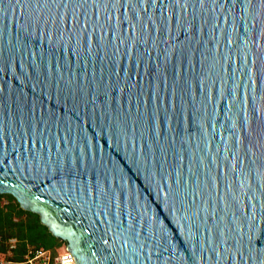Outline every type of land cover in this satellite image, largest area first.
<instances>
[{
    "label": "water",
    "instance_id": "water-1",
    "mask_svg": "<svg viewBox=\"0 0 264 264\" xmlns=\"http://www.w3.org/2000/svg\"><path fill=\"white\" fill-rule=\"evenodd\" d=\"M61 2L0 0V194L78 264H239L264 227V6Z\"/></svg>",
    "mask_w": 264,
    "mask_h": 264
},
{
    "label": "trees",
    "instance_id": "trees-1",
    "mask_svg": "<svg viewBox=\"0 0 264 264\" xmlns=\"http://www.w3.org/2000/svg\"><path fill=\"white\" fill-rule=\"evenodd\" d=\"M5 198L6 203L1 204ZM15 237L18 247L14 258H20L26 244L54 249V238L46 226L40 223L37 214L22 209L9 194H0V258L7 257V240Z\"/></svg>",
    "mask_w": 264,
    "mask_h": 264
},
{
    "label": "snow or ice",
    "instance_id": "snow-or-ice-1",
    "mask_svg": "<svg viewBox=\"0 0 264 264\" xmlns=\"http://www.w3.org/2000/svg\"><path fill=\"white\" fill-rule=\"evenodd\" d=\"M146 0H139V4H132L131 0H126V3H122L121 7H131L133 10H135L138 6L143 8L144 3ZM154 2V0H153ZM252 0H247V3H251ZM260 4L264 6V0H259ZM18 3V0H17ZM236 0H232V6L235 7ZM59 7H65L66 5L63 3V0ZM146 10V9H145ZM134 15L138 16V13L134 12ZM43 25V27L47 28L50 24L52 26L57 25V21L53 20L51 17H49L47 20H45L43 17H41L37 21V25ZM29 36H31V33H28ZM255 43V41H253ZM249 229V234L247 237V243H240V246L237 248L234 255L229 256V261L235 262L239 261V264H264V248H256L254 247V243H259V240L255 238L254 233L258 232L261 236H264V227H260V225L257 224L256 218L252 217L250 219V222L247 225Z\"/></svg>",
    "mask_w": 264,
    "mask_h": 264
},
{
    "label": "built area",
    "instance_id": "built-area-1",
    "mask_svg": "<svg viewBox=\"0 0 264 264\" xmlns=\"http://www.w3.org/2000/svg\"><path fill=\"white\" fill-rule=\"evenodd\" d=\"M18 240H7V257L0 258V264H78L69 250L56 251L50 248L26 244L20 258H14Z\"/></svg>",
    "mask_w": 264,
    "mask_h": 264
},
{
    "label": "flooded vegetation",
    "instance_id": "flooded-vegetation-1",
    "mask_svg": "<svg viewBox=\"0 0 264 264\" xmlns=\"http://www.w3.org/2000/svg\"><path fill=\"white\" fill-rule=\"evenodd\" d=\"M53 238H54V243H55V246L53 247L54 250L56 251H62V250H70L68 248V245H67V242L57 236H53L51 235Z\"/></svg>",
    "mask_w": 264,
    "mask_h": 264
},
{
    "label": "rangeland",
    "instance_id": "rangeland-1",
    "mask_svg": "<svg viewBox=\"0 0 264 264\" xmlns=\"http://www.w3.org/2000/svg\"><path fill=\"white\" fill-rule=\"evenodd\" d=\"M4 203H6V199L5 198L1 199V204H4Z\"/></svg>",
    "mask_w": 264,
    "mask_h": 264
}]
</instances>
